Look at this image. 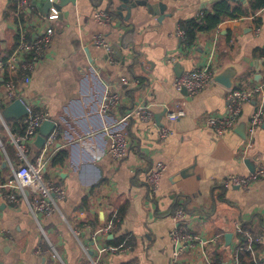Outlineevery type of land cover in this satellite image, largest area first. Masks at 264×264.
<instances>
[{
    "label": "crops",
    "instance_id": "1",
    "mask_svg": "<svg viewBox=\"0 0 264 264\" xmlns=\"http://www.w3.org/2000/svg\"><path fill=\"white\" fill-rule=\"evenodd\" d=\"M47 1L31 0L19 14L14 0H0V54L14 49L20 23L25 22L31 34L49 24L55 28L22 96L56 123L52 159L62 150L68 157L60 165L51 160L46 176L67 195L53 214L40 218L41 224L25 201L9 200L12 189L3 184L13 175L9 160L15 168L22 164L13 136L24 133L25 116L3 115L11 102L0 78V264H92L87 253H96L92 235L114 216L117 228L98 235V245L120 246L110 241L124 235L122 245L128 248L104 252L103 264H204L203 252L211 257L209 251L218 245L225 247L222 264H234L240 237L245 236L239 227L262 243L264 258V179L248 189L227 182L231 175H247L264 164V107L261 123L250 132L262 97L245 102L232 130L220 134L206 125L208 117L228 114L229 85L249 87L263 79L264 8L238 19L225 18L215 30L199 32L195 43L186 47L179 22L203 16L220 0H65L57 14V5L47 8ZM228 1L246 6L250 0ZM98 10L112 11L111 20L99 23L94 17ZM97 35L106 38L112 53L96 44ZM203 67L213 75L228 69L229 85L213 80L194 96L175 87L177 77ZM123 78L142 82L126 87ZM108 90L119 92L122 100L117 109L103 111ZM141 104L150 105L155 122H121ZM179 108L186 115L168 119V111ZM113 126H122L130 138L129 153L122 160L109 153L108 129ZM163 127L171 131L165 138L160 136ZM36 138L29 143L30 158L43 150ZM158 162L166 170L152 192L147 176ZM179 209L185 216L178 221ZM179 222L199 239L218 240L204 248H187L175 260L181 245L172 232ZM227 233H232L229 243ZM48 240L61 259L52 257Z\"/></svg>",
    "mask_w": 264,
    "mask_h": 264
},
{
    "label": "built area",
    "instance_id": "2",
    "mask_svg": "<svg viewBox=\"0 0 264 264\" xmlns=\"http://www.w3.org/2000/svg\"><path fill=\"white\" fill-rule=\"evenodd\" d=\"M17 5L18 13H25L31 0H14ZM58 8L53 7V13L57 14ZM94 17L99 23L106 24L111 20V15L104 10H98L94 13ZM180 35H184V31L179 29ZM17 43L14 49L7 55L0 54V78H3L6 87V97L12 102L16 99H22V87L30 83L32 73L35 71L38 64L41 62L45 51L50 46L55 35V28L49 24L42 32L31 34L29 33L26 23H20L18 27ZM34 35V36H33ZM95 42L98 46L104 48L107 52L112 53V49L108 41L102 35L95 37ZM213 73L209 67L197 68L182 74L174 81L177 89L186 88L190 95H196L209 82L213 81ZM140 78L127 79L123 78V85L126 87L138 86L141 84ZM260 95L262 103L260 109L254 114L250 122V132L254 133L258 125L261 123V114L264 107V76L263 79L253 86L231 88L228 94L229 112L226 115L210 116L206 120V125L213 128L218 133H223L227 130H232L241 115L243 105L252 97ZM122 100V95L116 91H106L104 95L102 110L109 111L117 109ZM0 99V114H1ZM186 115L183 108L175 111H168L167 117L171 121H177ZM130 118H138L145 121H154L155 114L150 108V105H137L129 111L121 122H125ZM48 114L44 111H37L30 105L28 113L25 115V130L22 135L13 136V141L17 147L18 158L21 161V166L15 168L11 160L9 162L13 166V175L3 186L12 189L9 194L11 203L16 204L21 200L25 201L29 207L31 214L41 224L42 216H50L59 208L60 201L64 200L67 195L66 189L59 185L55 180L46 176L47 166L52 160L53 154L50 147L54 143L57 132H52L46 139L42 152L34 158L28 155L29 143L33 142L39 134L40 127L45 120H48ZM110 137L109 153L115 160H122L127 157L130 149V138L122 126H113L108 129ZM171 131L167 127H163L160 132L162 138L167 137ZM166 170V165L158 162L151 169L147 176V184L152 192H156L159 188L161 179ZM264 179V164L259 165L254 171L247 175H231L227 182L231 185L248 189L254 182ZM185 216V212L179 209L175 217L179 221ZM118 225V218L114 216L107 223L95 230L92 235L93 245L96 248V253H90L87 250L92 264H103L102 257L104 252H123L127 250V245L108 246L102 248L98 245V235H107L113 233ZM41 229L44 231L43 227ZM239 231L243 232L247 237L249 246L252 249L254 237L249 231L239 227ZM45 232V231H44ZM76 234H78L76 232ZM173 239L180 243V247L174 252L175 260L178 259L181 253L187 248H195L200 244L203 248L209 242L218 240L214 237L210 240L199 239L196 235L189 232L185 225L181 222L175 227L172 232ZM48 239V237H47ZM49 241V240H48ZM50 242V241H49ZM51 254L55 259H61V254L58 248L51 243ZM204 264H222L214 262L212 258L204 251ZM175 264H178L175 263ZM238 264V257H235V263Z\"/></svg>",
    "mask_w": 264,
    "mask_h": 264
},
{
    "label": "trees",
    "instance_id": "3",
    "mask_svg": "<svg viewBox=\"0 0 264 264\" xmlns=\"http://www.w3.org/2000/svg\"><path fill=\"white\" fill-rule=\"evenodd\" d=\"M264 8V0H250L248 5L242 3L233 5L228 0H220L214 3L211 11L204 12L203 16H195L184 19L179 22L180 28L184 31L182 36L183 44L186 47H191L197 38L199 32L213 31L223 22L225 18L238 19L242 16L255 14L258 10ZM112 11L109 10V13ZM67 150H62L52 159L53 165L64 164L67 160ZM124 211H121L119 217H122ZM126 236H120L111 240L110 243L122 245ZM241 250L238 252V264H264V258L261 253L263 251L262 243L257 238L253 242L252 249H248L249 243L247 237L242 235ZM224 246L218 245L209 253L214 262L224 263Z\"/></svg>",
    "mask_w": 264,
    "mask_h": 264
},
{
    "label": "water",
    "instance_id": "4",
    "mask_svg": "<svg viewBox=\"0 0 264 264\" xmlns=\"http://www.w3.org/2000/svg\"><path fill=\"white\" fill-rule=\"evenodd\" d=\"M74 2L75 0H69ZM65 0H49L47 1L46 7L49 8L52 5H57L58 9L61 10L60 4H63ZM161 7H165L164 3H160ZM228 73V69L225 71H217L214 73V80L218 81L222 84L229 85V81L226 78V74ZM233 84L229 85L230 88H234L232 86ZM186 89V88H184ZM30 102L27 98L23 97L22 99H16L9 103L4 109H3V115L6 118H15V119H21L28 113V106ZM245 127L247 126V123L244 121L243 123ZM56 129V123L50 119L45 120L42 126L40 127V134L37 136L35 144L39 147L42 148L45 143L47 137ZM255 169L252 168L251 171H254ZM226 240L229 243L232 237V233H227L226 235ZM202 264V262L200 263Z\"/></svg>",
    "mask_w": 264,
    "mask_h": 264
}]
</instances>
